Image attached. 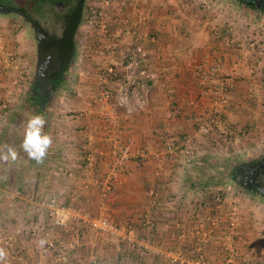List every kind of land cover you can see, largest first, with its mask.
<instances>
[{
  "label": "crops",
  "instance_id": "crops-1",
  "mask_svg": "<svg viewBox=\"0 0 264 264\" xmlns=\"http://www.w3.org/2000/svg\"><path fill=\"white\" fill-rule=\"evenodd\" d=\"M219 4L205 10L191 0H148L149 19L144 30L152 55L149 68L159 76L146 88L145 108L130 116L121 115L119 125L109 122L104 109L95 107L94 101L102 85L112 89L116 97L120 84L106 81L105 68L110 62L124 68L133 38L119 37V48L109 55L102 49L104 38H90L92 31L86 30L87 37L96 40L98 46L89 45L86 50V45L83 49L79 63L82 77L78 81L81 87L70 89L68 95L75 100L55 116L57 126L51 135L49 155L37 162L21 146L16 148L18 156L14 160L9 157L5 161V154L0 153V248L3 239L12 235L24 249L25 264H55L57 246L63 244L69 246V259L78 257L76 262L86 259L84 249H96L92 257L99 258L101 264H107L110 258L128 264H179L172 257L193 252V240L185 242L179 234L209 219L205 215L208 212L200 209L204 204L199 208L195 199L203 193L200 184L204 174L199 170L206 163L204 156L215 149L225 152L228 148L235 154L264 145V132L251 128L254 122H264V55H258L246 40L247 35L264 38V20L237 15L238 7L226 1ZM117 6L135 17L131 0ZM234 26L238 35H233ZM230 75L235 84L222 114L226 131L202 137L198 123L214 107L216 91ZM77 85L75 82L73 87ZM8 95L0 90V98ZM6 108L0 107L4 112L0 119L5 123L10 119ZM81 112L86 115L81 116ZM242 130L246 135L238 138ZM192 136L199 137L201 151L191 163L184 164L181 149ZM115 140L128 144L132 156L104 197L99 179L115 157ZM88 141H92L97 158L89 174L82 166ZM7 142L0 141V150L8 146ZM169 143L176 146L175 151L164 156ZM50 194L58 196V214L65 218L64 225L54 228L56 247L52 249L47 248L48 237L43 233L28 234L31 228L24 232L18 229L42 217L29 208ZM100 215L132 231L134 241L123 244L107 238L84 221L85 217ZM80 247L82 252L78 253ZM4 264L15 263L5 260Z\"/></svg>",
  "mask_w": 264,
  "mask_h": 264
},
{
  "label": "rangeland",
  "instance_id": "rangeland-1",
  "mask_svg": "<svg viewBox=\"0 0 264 264\" xmlns=\"http://www.w3.org/2000/svg\"><path fill=\"white\" fill-rule=\"evenodd\" d=\"M99 1L100 0H87L83 20L77 32L76 54L73 61L72 70L69 72L64 84L59 87V90L57 91L55 97H53L51 102L47 104L46 109L42 108V106L37 105L34 99L31 100V97H29L28 95V87L30 84L32 68L34 64V47L32 44V40H30V36L26 31L24 22L20 21L19 18H14V14H10V16L0 14V34L3 39V41L0 42V44L3 45V47L0 48V73H3V75H0V90H3L4 92L9 94L8 96H2L0 98V107L5 108L6 106V109L10 110V119L7 120V123H5L2 118L0 119V125H2L3 129L2 131H0V133H5V135L8 136V146H6V148L3 147L0 150V153L2 155L7 154V149L9 147L13 148L16 151V148L18 146H21L27 120L32 115H43L46 120L44 131L50 136L53 135L52 133H54L57 126V124L55 123V116L57 115L58 111L65 109V107H68L69 104L73 100H75L73 99L74 97L68 95L72 93L70 89L81 87L82 82H78L79 79L82 77V72H79V70L81 69V65L79 63L81 61L80 58L82 57V52L85 51L83 50L85 49L84 47L88 45V47L86 48L87 50L89 48V45L98 46V42L96 43V40L90 38L95 37L94 39H97L99 35L103 37V32H99V30H101V27L99 25H94L90 27L86 26V10L88 4L98 2V5L100 7L104 5L103 2ZM129 1L130 0H114V2L116 3H124ZM211 1L212 3H214L215 6H219L221 5L219 4L220 1L226 0ZM235 6L238 7L236 9L239 10V12H237V15H239V13H242L245 15L253 16L254 20H264V13L262 12L247 9L240 5ZM198 7L200 6L198 5ZM254 28L255 27H252V30ZM87 29L92 31V33H90V38L87 37ZM76 70L78 72H76ZM72 75L73 77L71 78ZM14 80H16V82H14ZM75 82H77L78 85L73 87V84H75ZM75 94L77 96V93ZM75 104L76 101H74V105ZM94 104L95 107L99 106L100 108H103L106 112L105 114L107 115L108 109L105 105L97 103L96 101H94ZM114 104L115 101L112 100L111 105ZM3 113L4 112H0V117H2ZM24 115L27 116L26 120L23 119ZM254 123L255 124L251 127L252 130L257 129L259 131L262 130L264 132L263 121H257ZM238 133L240 134L238 138H241L243 137V135H246L244 134L243 130ZM215 150L216 151L208 153L204 156L206 157V163L203 164V166H201L199 170L204 174V177H202L204 181H201L200 184V186L202 185L201 191L203 193L200 192V194H197V196H195V199H197L196 206L199 207V204L200 206L204 204L202 205L203 207L201 206V208H199L203 210V212H208L205 215L206 217L209 215L210 219H205V221L197 223L195 228L202 226H210L212 228L213 225L209 223L211 222L212 218L216 217L217 215H220V218H218L216 224L217 226H222V228H220L221 230L217 228V230H213L211 238L208 241L202 240L201 246L208 248L206 250H208L210 253V264H230L226 260L231 256L233 259H235V261L233 262L234 264H239L242 261H244L245 264H264V204L259 199L245 193L242 189H240L239 186L233 181L232 177L233 165L239 162L240 160L258 156L264 150V145L261 147L250 148L249 152L235 154L228 152V148L225 149V152H222V150L220 149ZM46 155H49V153L47 152ZM17 156L18 152L16 151V157ZM9 157L11 156L9 155ZM124 164L125 162L121 165L120 169L115 174V176H117ZM109 167L110 165L108 166V170L110 169ZM99 188H102L101 184H99ZM112 189L113 185L111 190L108 192L107 195H104V197H107L112 191ZM53 195L58 198V196L55 194L43 196L35 204H33L34 206L29 208L31 211H33L32 214L38 211V213L42 214V217H40L39 220L31 221L28 227L19 226L18 229H22L20 231L24 232V230L26 229H32V226L35 225L37 222L46 223V226H48V219L45 216L46 209H48V206L44 204L43 201L49 200L50 196ZM228 198L230 201H233V203H235V205H237L238 207L239 219L235 220V225H230L232 219L230 218L231 208L229 207V203L227 202ZM207 206H209V208H207ZM59 208L60 206L58 198V201L56 202L54 208L55 216L65 221V218L58 214ZM231 217H233L232 214ZM62 225H64V223ZM53 231L54 228L50 231L51 235H49L48 238L47 236H45L47 238V241L49 239L53 240ZM126 231L132 239L126 240L125 243L122 241L120 242L123 244L132 243L134 241V235H132V231L129 232L128 229H126ZM29 233H33V231H29L28 234ZM43 234L45 235V233ZM104 236L107 238H112L110 236ZM14 243L23 251V260L19 261V259L17 258H12L10 249L3 246V249L7 253L6 260L8 262H14L15 264H25L26 259L23 247L15 241ZM46 246L49 249L56 247V245L49 246L48 244ZM57 247L59 251L56 257L55 264H101L99 263V258L92 257L93 254H96V249L94 251H91V249H87L86 251L84 249L83 254H86V259L84 258V261L79 260L78 262H76V259L78 257L75 258L74 261L69 259V246L63 244L62 246ZM80 249L81 247L79 248L78 253H80V251L82 252V250ZM196 249L197 246H193V252L187 256L189 257L190 255H196ZM64 251L66 252L67 259L65 261H59L58 258L60 254H62ZM81 258L83 257L81 256ZM107 264L128 263H119V261L115 262V258H110V261H108ZM179 264L181 263L179 262Z\"/></svg>",
  "mask_w": 264,
  "mask_h": 264
},
{
  "label": "built area",
  "instance_id": "built-area-1",
  "mask_svg": "<svg viewBox=\"0 0 264 264\" xmlns=\"http://www.w3.org/2000/svg\"><path fill=\"white\" fill-rule=\"evenodd\" d=\"M191 1L198 3V5L205 10L215 7L211 0ZM99 2H103L104 5L100 7L98 2L88 4L86 10V26L90 27L99 25L101 27L104 38L102 49L106 51L107 54L113 55L119 48V37L131 36V38H133V43L127 50L125 59L123 60L124 68H118V66L113 62H110L105 68L104 75L106 81L113 80L115 83L120 84V88L115 93L116 97H113L114 92L112 89L106 85H102L100 88L99 97L95 99L97 103L107 107V117L109 122L113 123L114 125H119L121 115L130 116L131 114L145 108L146 88L150 81L156 80L159 76L156 71H153L149 68V61L152 55L146 45L147 33L144 30V27L149 19L145 5L148 0H131L135 17H132V14L123 6L118 7V3L114 2V0H100ZM232 30H234L233 35L235 33L238 35L239 30L236 26H234ZM246 40L249 43V46L254 48L258 55H264V38L257 39L256 37L247 35ZM2 41L3 39L0 34V42ZM1 47H3L2 44H0V48ZM234 84L235 78L230 75L226 79V82L217 89L216 97H214V107L208 111L204 118L198 123L197 131L202 137H214V133L223 134L224 130L226 131V125L222 114L224 108L232 98L229 97V93L232 91ZM112 100L115 101L114 105H111ZM80 115L85 116L86 114L81 112ZM228 132L229 133L227 134L231 135L232 131L228 130ZM239 135L240 134L238 133L237 136ZM198 139L199 137L192 136L188 137L184 141L183 147L181 149V159L184 164L191 163L198 153H200L201 148ZM229 140L230 139H227V141ZM120 142V140H115L113 153L115 157L111 161L109 167L110 169L106 171L105 175H103L101 179H99L102 180V183L99 181V183L102 185V195L108 194L112 188L115 174L118 172L121 165L132 156L131 147L128 144H123ZM87 144L88 148L84 155V162L82 166L85 169V172L89 174L93 172L97 158L95 154V148L92 147V141H88ZM175 147L176 146L174 144L169 143L163 155L165 156L171 154L173 151H175ZM64 172H67V170L65 169ZM57 201L58 198L54 195L50 196L49 200L43 201V203L48 206V209H46L45 213V216L48 219V226H46V223L37 222L32 226L31 231L35 233H45V236L48 237L51 235L50 231L53 228L59 227L64 223L62 219H59L55 216L54 208ZM227 202L231 208V214L234 217H231L230 214V218L232 219L230 225H235V220L239 219L238 207L235 205V203H233V201H230L229 198ZM218 218H220V215L212 218L211 222L209 223L213 225L212 228L210 226H202L193 228L192 230L183 229L179 234V238L184 241L193 240V243H195L197 246L195 251L196 255L188 257L183 253H177L176 256L172 257V260L174 262L178 261L181 264H210V253L208 250H206L208 248L201 246V241H208L211 238L213 230L215 231L222 228V226H217L216 224ZM85 219L86 220L84 221H86L93 229L101 232L103 235L108 237L110 236L123 242L132 239L127 233V228L125 226L118 224L107 215L85 217ZM47 242L49 246L55 245L54 240L52 239H49ZM2 243L4 244L3 246L10 249L12 258H17L19 261L23 260V251L14 243L12 235L3 239ZM64 252L60 254L58 258L59 261H65L67 259L66 252ZM226 261L230 264H234L233 262L235 259H233L231 256ZM239 264L245 263L242 261Z\"/></svg>",
  "mask_w": 264,
  "mask_h": 264
},
{
  "label": "flooded vegetation",
  "instance_id": "flooded-vegetation-1",
  "mask_svg": "<svg viewBox=\"0 0 264 264\" xmlns=\"http://www.w3.org/2000/svg\"><path fill=\"white\" fill-rule=\"evenodd\" d=\"M231 4L264 13V0H226ZM87 0H0V14L19 18L34 47V64L29 97L42 108L55 97L69 72L76 54V37ZM78 8L75 26L67 22ZM233 181L245 193L264 204V150L233 165Z\"/></svg>",
  "mask_w": 264,
  "mask_h": 264
},
{
  "label": "clouds",
  "instance_id": "clouds-1",
  "mask_svg": "<svg viewBox=\"0 0 264 264\" xmlns=\"http://www.w3.org/2000/svg\"><path fill=\"white\" fill-rule=\"evenodd\" d=\"M45 124L46 120L43 115L35 114L30 116L27 120L21 144L24 152L37 162L43 160L53 143L52 137L44 131ZM9 155L13 160L16 158V151L11 147L7 149V154L2 158L7 161ZM6 257V251L0 248V264H4Z\"/></svg>",
  "mask_w": 264,
  "mask_h": 264
},
{
  "label": "water",
  "instance_id": "water-1",
  "mask_svg": "<svg viewBox=\"0 0 264 264\" xmlns=\"http://www.w3.org/2000/svg\"><path fill=\"white\" fill-rule=\"evenodd\" d=\"M1 7V5H0ZM78 18V8L74 11V13L72 14L71 18L69 19V21L67 22V26H69L70 28L74 27L76 24V20Z\"/></svg>",
  "mask_w": 264,
  "mask_h": 264
},
{
  "label": "trees",
  "instance_id": "trees-1",
  "mask_svg": "<svg viewBox=\"0 0 264 264\" xmlns=\"http://www.w3.org/2000/svg\"><path fill=\"white\" fill-rule=\"evenodd\" d=\"M23 119L26 120L27 116L24 115ZM7 137L8 136H6L5 133H0V141H5L6 142L7 141Z\"/></svg>",
  "mask_w": 264,
  "mask_h": 264
}]
</instances>
